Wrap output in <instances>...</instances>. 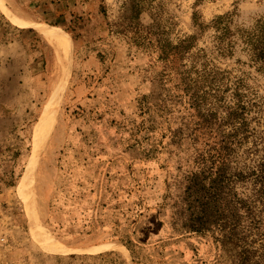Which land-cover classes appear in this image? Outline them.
<instances>
[{
  "label": "rangeland",
  "instance_id": "374dc122",
  "mask_svg": "<svg viewBox=\"0 0 264 264\" xmlns=\"http://www.w3.org/2000/svg\"><path fill=\"white\" fill-rule=\"evenodd\" d=\"M87 1L60 25L87 70L34 176L61 258L18 192L54 52L0 15V264H264V0ZM106 243L129 253L84 250Z\"/></svg>",
  "mask_w": 264,
  "mask_h": 264
},
{
  "label": "bare ground",
  "instance_id": "6f19581e",
  "mask_svg": "<svg viewBox=\"0 0 264 264\" xmlns=\"http://www.w3.org/2000/svg\"><path fill=\"white\" fill-rule=\"evenodd\" d=\"M0 15L13 26L34 31L42 35L54 52L53 71L59 82L51 93L45 107L34 119L31 132V159L19 184V194L23 200L29 217L31 234L43 251L50 257L61 258L73 250L71 246L57 240L43 228L39 210V198L34 188V176L37 174V157L42 148L44 131L52 127L59 114L61 104L67 93L80 81L88 66V46L74 34L63 28L27 20L8 0H0ZM55 76L52 78L54 80ZM44 143V142H43ZM124 249L117 243H106L88 247L84 250L95 253H110Z\"/></svg>",
  "mask_w": 264,
  "mask_h": 264
},
{
  "label": "crops",
  "instance_id": "0c3cea01",
  "mask_svg": "<svg viewBox=\"0 0 264 264\" xmlns=\"http://www.w3.org/2000/svg\"><path fill=\"white\" fill-rule=\"evenodd\" d=\"M27 19L60 27L72 14L92 10L87 0H10Z\"/></svg>",
  "mask_w": 264,
  "mask_h": 264
},
{
  "label": "trees",
  "instance_id": "16d2710c",
  "mask_svg": "<svg viewBox=\"0 0 264 264\" xmlns=\"http://www.w3.org/2000/svg\"><path fill=\"white\" fill-rule=\"evenodd\" d=\"M261 173L263 174L264 176V164L261 166ZM127 246V245H126Z\"/></svg>",
  "mask_w": 264,
  "mask_h": 264
}]
</instances>
